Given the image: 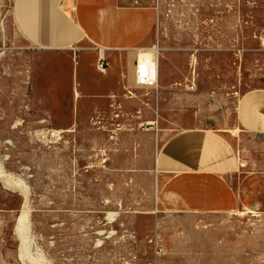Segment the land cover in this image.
<instances>
[{"label": "rangeland", "instance_id": "obj_1", "mask_svg": "<svg viewBox=\"0 0 264 264\" xmlns=\"http://www.w3.org/2000/svg\"><path fill=\"white\" fill-rule=\"evenodd\" d=\"M15 2L0 0V264H264V207L165 212L155 170L162 141L210 130L263 190L242 106L264 91V0H134L157 14L160 82L125 71L112 95L97 52L34 44Z\"/></svg>", "mask_w": 264, "mask_h": 264}, {"label": "crops", "instance_id": "obj_2", "mask_svg": "<svg viewBox=\"0 0 264 264\" xmlns=\"http://www.w3.org/2000/svg\"><path fill=\"white\" fill-rule=\"evenodd\" d=\"M133 3L134 0H16L15 11L23 33L34 44L55 49L47 51L77 48L97 52L98 61L104 59L108 66L104 83L112 95L123 81L121 73L126 71L127 79L136 81L140 53L154 46L157 14L153 8ZM75 76L78 85L76 68ZM242 118L248 131L264 134V91L244 97ZM155 167L159 202L165 212L220 215L264 207V188L261 191L254 186L251 177L245 181L237 178L235 150L218 132L186 129L171 135L162 141Z\"/></svg>", "mask_w": 264, "mask_h": 264}, {"label": "built area", "instance_id": "obj_3", "mask_svg": "<svg viewBox=\"0 0 264 264\" xmlns=\"http://www.w3.org/2000/svg\"><path fill=\"white\" fill-rule=\"evenodd\" d=\"M137 75H136V85L139 87L149 88V89H157L158 81L154 77V68L151 65L150 61L138 62L137 64ZM108 66L106 65V61L104 59H100L98 70L101 73L106 74Z\"/></svg>", "mask_w": 264, "mask_h": 264}, {"label": "bare ground", "instance_id": "obj_4", "mask_svg": "<svg viewBox=\"0 0 264 264\" xmlns=\"http://www.w3.org/2000/svg\"><path fill=\"white\" fill-rule=\"evenodd\" d=\"M147 60H149L151 65L153 66V68H154V74L153 75H154L155 79H157V81H158L159 80V59H158L157 55L154 56V54H152L150 52H145V53L141 52L139 55L138 61L143 62V61H147ZM21 227H25L24 221L22 219L20 220V229H21ZM19 233H21V231Z\"/></svg>", "mask_w": 264, "mask_h": 264}]
</instances>
